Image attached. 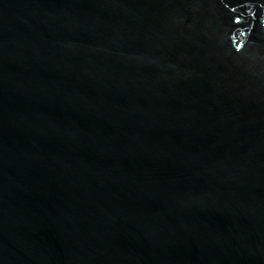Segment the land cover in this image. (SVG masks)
Wrapping results in <instances>:
<instances>
[{"label":"water","instance_id":"1","mask_svg":"<svg viewBox=\"0 0 264 264\" xmlns=\"http://www.w3.org/2000/svg\"><path fill=\"white\" fill-rule=\"evenodd\" d=\"M0 264H264V0H0Z\"/></svg>","mask_w":264,"mask_h":264}]
</instances>
